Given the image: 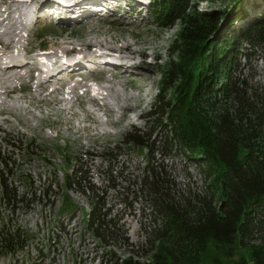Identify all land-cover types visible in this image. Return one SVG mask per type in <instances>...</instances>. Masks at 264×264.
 <instances>
[{"label": "trees", "instance_id": "trees-1", "mask_svg": "<svg viewBox=\"0 0 264 264\" xmlns=\"http://www.w3.org/2000/svg\"><path fill=\"white\" fill-rule=\"evenodd\" d=\"M245 1L230 0V6L239 14ZM150 2L153 17L163 25L184 24L180 45L171 51L182 49V55L168 63L163 88L175 86L195 55H200L202 77L188 96L159 95L148 126L133 127L119 145L76 155L64 150L65 186L85 195L90 205L78 238H92L90 255L98 257L97 264H209L218 261L212 249L245 247L247 239L257 236L262 243L251 247L252 259L241 257L234 264H264V86L250 84V75H242L250 55L244 45L255 46L264 37V14L234 31L232 44L225 47L224 40L213 39L203 52L200 43L214 34L225 15L198 10L191 0ZM238 14L226 24H235L243 16ZM0 139L12 148L0 151V256L21 253L24 259L35 248L38 260L28 264H43L49 260L45 246H32L35 234L20 220L39 202L45 209L55 207L60 194L52 187H59L60 175L53 170L48 177L23 176L22 164L15 163L23 144ZM23 148L29 153L28 146ZM132 153L139 157L136 161ZM116 199L121 207H115ZM137 214L144 220V257L135 254L127 228V218ZM123 250L127 257L118 255Z\"/></svg>", "mask_w": 264, "mask_h": 264}, {"label": "rangeland", "instance_id": "rangeland-1", "mask_svg": "<svg viewBox=\"0 0 264 264\" xmlns=\"http://www.w3.org/2000/svg\"><path fill=\"white\" fill-rule=\"evenodd\" d=\"M4 1L6 10L0 9V35L5 31L10 32L9 36H5V39L9 40L13 37L12 42L19 46L20 52L24 48L25 50L29 49L30 57L38 53V47L46 50H72L73 48L81 50L76 45H85L88 42H98V44L104 46L103 48L117 53V58H126L128 62L131 56L133 58V55L139 63H141L140 60L135 57L138 54L139 56L144 54L143 56L153 57L142 61L145 67L136 66L135 68L139 72H145L147 76L128 71L124 72L118 70L119 67L114 66L115 71L118 70L121 75H113L108 79L104 77L103 81L108 82L105 85L111 84V87H107L109 90L108 95L111 97L109 102H115L116 104L117 100V106L122 110L121 117H119L120 112L117 114L118 122L115 120L114 115H111V112L110 115L106 113L104 115V111L99 106L93 105V102L97 105L98 102L91 97L87 95L80 96L82 91L76 87L72 92L73 98L70 99L73 109L68 107L69 102L61 104L59 95H45L38 92L37 89L32 87L27 76H24L22 89H18L16 93L10 94L9 97L4 93H0V135L7 140L19 141L20 144H23V147L28 146L29 150L28 153L22 147L21 156L17 154V150L16 156L13 152L11 153L16 159L18 157L15 163L22 164L19 173H25L23 176L35 173L48 177L54 170L60 175L59 187H52L60 194L56 198L55 207L51 210L49 208L45 209L42 202H39L34 206L33 211L21 216L20 222L23 227L35 234V242L32 246H39L40 248L45 246L43 253L47 259L55 261L54 264H73L72 259L80 264H97L98 257L90 255L94 243L92 238L90 236H86L84 240L78 238L79 231L87 219L86 214L90 211L88 198L74 189L68 190L66 188L63 175L66 173L67 167L64 165L62 153H65L68 149L74 155L84 154L87 151H101L105 147L119 145L133 127L144 129L148 126L147 122L150 119L148 113L159 95L168 98V96H177L180 92V96H183L182 92H185L187 96L194 92L197 87L196 82L202 77L198 74V70L201 68L199 65L200 55L193 57V62L184 69L186 72L175 83V86L165 88L164 84L163 88L162 79L168 70V63L178 59V57L180 58L182 55V49L176 51L175 54H171V51L180 45L184 24L177 21L172 25H163L157 20L156 16L153 17V11L155 10L151 9L152 2L150 0V4L147 0H144L145 8L139 11L135 10L141 4L139 0L131 1L132 4L127 0L129 3L126 6L127 8H122L120 0H115L121 8L109 12H101L98 9L103 6V0H71L75 1L77 5L90 3L97 8L98 12L95 11L96 14L106 13L108 15L102 18L82 17V19L76 21L70 19L75 12H70L69 17L63 19L61 16L63 13L61 12L63 9L69 10L70 5L63 2L64 5L61 4L63 9L57 8L59 0H44L45 3L42 5L41 10H39L41 7H39V4L43 0ZM191 3L198 10L209 11V13L215 12L221 16L225 15L230 20L233 17L236 18L238 14V11L232 10L230 0H191ZM244 3V10L239 13L243 14L242 18L233 25L226 24L227 19L222 20L212 36L204 37V42L200 43L201 51L204 52L207 44L213 39H215L214 41L224 40V46L227 47L226 44H232L236 39L234 31L247 28L255 22L254 20L264 14V0H246ZM45 6H52V9L56 11L51 13L49 10L44 9ZM131 8L133 11L130 12ZM22 46L25 47L22 48ZM244 46L245 51L250 55L242 69V75H250L248 76L250 80L248 83L255 86H264V37L257 38L255 46H251L248 42ZM191 50H196V48L193 47ZM123 51L132 54L126 55L123 54ZM192 56L193 54L190 51L189 57ZM102 60H104V57ZM153 60H155V63L150 62ZM239 64L241 66L245 64L244 57ZM22 68L19 67L12 72L10 81L5 84L9 87L8 91L12 90L11 86L20 83L14 81L19 79L22 73H28L30 65H25ZM73 70H82V67L77 65ZM61 75L67 80L68 73ZM236 78L238 81L242 79L241 74H237ZM83 79L84 77H82ZM76 80L81 81V78L78 77ZM124 97L127 99L123 100ZM89 107H92V110ZM0 149V151L5 150L7 153L12 148H8L5 142L0 139ZM1 153L4 154V152ZM131 158L136 161L139 157L132 153ZM45 161H50L52 163L51 167H47ZM179 179L181 181V183H178L179 189L183 192V186H181L183 180ZM120 190L123 191V188H120ZM115 201V207H121L120 200L116 199ZM148 219L151 223L153 217L148 216ZM142 222L144 220L141 219L139 214L127 218V228L130 239L135 245V254L144 257L147 248L140 247ZM50 237L52 240L49 241ZM245 242L247 244L245 247L234 245L235 248H220L218 251L211 248L213 252L217 253L218 261L210 259L209 264H234L241 257L251 260V247L261 244L262 240L254 236ZM31 250L24 259L21 258V253L0 256V264H28L29 259L38 260L35 259L36 255L33 253L35 248ZM125 252V250L120 251L118 255H121L122 258L127 257L128 255ZM49 260H46L43 264H50ZM249 264H254V262L252 261Z\"/></svg>", "mask_w": 264, "mask_h": 264}, {"label": "bare ground", "instance_id": "bare-ground-1", "mask_svg": "<svg viewBox=\"0 0 264 264\" xmlns=\"http://www.w3.org/2000/svg\"><path fill=\"white\" fill-rule=\"evenodd\" d=\"M20 1V0H19ZM66 5H67V3L69 4V5H71L72 4V2L73 1H71V0H66V1H63ZM45 2H44V0H43V2L41 3V4H39V7H40V9L39 10H41V8H42V5L44 4ZM51 3V2H50ZM53 3V2H52ZM11 4V3H10ZM15 4H16V2H15ZM20 4V3H19ZM77 5V4H76ZM101 5V4H100ZM44 7V6H43ZM65 7V6H64ZM68 8V7H67ZM69 9V8H68ZM70 10V9H69ZM69 10H64L63 9V11L61 12V13H63V16H67L69 13H70V11ZM78 11L80 12V13H83L84 11H91V7L89 6V5H87V4H84V5H81L80 7H79V9H78ZM97 12H98V10H97ZM98 14V13H97ZM73 15V14H72ZM59 16V15H58ZM69 17V16H68ZM12 31V30H11ZM10 32H7V31H5V32H3L2 33V35H0V37H1V39H0V59H5L6 61H11L12 59H14L15 57H17L21 52H20V48H19V46L17 45V44H14L12 41H13V37L12 38H10L9 40H6L5 39V36L7 35V36H9L8 34H9ZM13 33H15V32H13ZM99 46H101V45H99ZM104 47V46H103ZM19 48V49H18ZM81 50H79V49H72V50H60V49H55V50H52L51 52H49L48 53V55L49 56H51V55H54L53 56V65H55L56 64V62H57V59L60 57V56H62V55H65L66 56V58H67V61H65L64 63H65V68H61V69H59V70H61V71H55L54 72V74L53 75H51L50 76V78H48V81H42L41 80V78H39V85L37 84V83H34L33 84V86L41 93H44L45 91H46V89H47V85H48V82L50 81V79H52L53 77H55V74L57 75H59V74H61V72L63 71V70H66L70 65H78V63H81V60L83 59V61L85 60V58H86V60H88L89 59V57H91V56H87L86 57V55H84V56H82L81 54V51H83L82 50V48H80ZM16 50H18V51H16ZM109 51H111V52H113L112 50H109ZM125 51H128V50H125ZM125 51H123V54H132V53H130V52H125ZM47 52V51H46ZM73 54L74 55V57H72V56H70V54ZM134 56V55H133ZM94 58H96L99 62L100 61H102V58L103 57H101V56H99V55H94ZM107 64H112V63H110V62H106ZM114 66H116V65H114ZM114 66H111L110 68H108V69H106L104 72H102L101 73V75H103L102 77H103V79L102 78H100V79H98V80H100V81H103L104 80V77H106V73H108V72H110V73H112V76L113 75H121L119 72H118V70H122V67L121 66H116V68L117 67H119L118 68V70L117 71H115L116 69L114 68ZM17 68H19V66H17V65H13V64H8L7 66H5V67H2L1 65H0V93H4V94H6L8 97H9V95L11 94L12 95V93H16V91H17V87H13V86H11V91H8V86H5V84L8 82V81H10V78H11V76H12V72L13 71H15V70H17ZM76 68V67H75ZM21 69H23L22 67H21ZM19 70V69H18ZM21 71V70H20ZM121 72V71H120ZM125 72V71H124ZM14 74V73H13ZM74 74H76V73H74ZM119 77H121V76H119ZM36 78V76H33L32 77V80L33 79H35ZM16 79V78H15ZM15 79H12V80H15ZM17 80H19V81H22L23 80V75H21L20 77H19V79H16L14 82H16ZM28 87V86H27ZM106 89H107V87H111V85H109V86H104ZM108 91L107 92H105L104 90H103V94L104 95H106L107 96V99L110 101V99H111V97L108 95ZM50 94H51V92H50ZM41 95H43V94H41ZM127 98H123V100H126ZM117 100H116V104L115 105H117ZM85 103V102H84ZM93 105H96V106H98L97 105V103H94L93 102ZM65 107V106H64ZM94 107V106H93ZM100 107V106H99ZM63 108V107H62ZM101 108V107H100ZM121 108V107H120ZM68 109V108H67ZM71 109H73V107L71 108ZM89 109H91L92 110V107L90 108L89 107ZM98 109V108H97ZM101 110L102 111H104L103 113H104V115H105V113L106 114H108L109 115V113L106 111V110H104V109H102L101 108ZM106 111V112H105ZM93 112V111H92ZM91 112V113H92ZM122 116V114L120 115V117ZM112 120V119H111ZM117 122L119 121V120H116ZM131 122V121H130ZM114 123H115V120H114Z\"/></svg>", "mask_w": 264, "mask_h": 264}]
</instances>
